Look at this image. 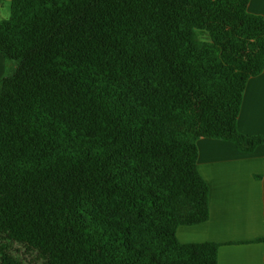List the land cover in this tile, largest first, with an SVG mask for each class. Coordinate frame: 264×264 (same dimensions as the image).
<instances>
[{
  "label": "trees",
  "instance_id": "1",
  "mask_svg": "<svg viewBox=\"0 0 264 264\" xmlns=\"http://www.w3.org/2000/svg\"><path fill=\"white\" fill-rule=\"evenodd\" d=\"M250 0H10L0 19V264H218L198 141L264 70ZM204 35L205 37H202Z\"/></svg>",
  "mask_w": 264,
  "mask_h": 264
},
{
  "label": "crops",
  "instance_id": "2",
  "mask_svg": "<svg viewBox=\"0 0 264 264\" xmlns=\"http://www.w3.org/2000/svg\"><path fill=\"white\" fill-rule=\"evenodd\" d=\"M248 10L264 18V0H250ZM9 15L10 0H0V19ZM237 126L247 136L264 138V70L247 82ZM197 145L210 215L203 224L178 228V240L221 244L218 264H264V143L252 153L217 139Z\"/></svg>",
  "mask_w": 264,
  "mask_h": 264
},
{
  "label": "rangeland",
  "instance_id": "3",
  "mask_svg": "<svg viewBox=\"0 0 264 264\" xmlns=\"http://www.w3.org/2000/svg\"><path fill=\"white\" fill-rule=\"evenodd\" d=\"M9 17V16H8ZM7 17V18H8ZM5 18V19H7ZM202 37H205L204 35H202ZM9 67L13 68V65H9L6 60L0 55V78L4 77L5 75L8 74L9 71Z\"/></svg>",
  "mask_w": 264,
  "mask_h": 264
}]
</instances>
